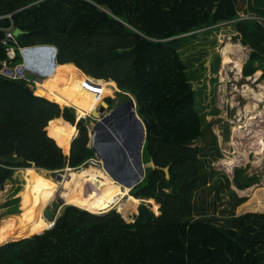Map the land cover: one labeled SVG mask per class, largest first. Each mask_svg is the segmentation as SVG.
Wrapping results in <instances>:
<instances>
[{"label":"trees","instance_id":"1","mask_svg":"<svg viewBox=\"0 0 264 264\" xmlns=\"http://www.w3.org/2000/svg\"><path fill=\"white\" fill-rule=\"evenodd\" d=\"M238 3L0 0V67L7 58L2 40L10 27L22 31L11 43L13 63L22 60L18 46L52 44L62 65L52 79L58 89L47 83L35 90L25 81L0 76V264H264V213L237 211L247 198L239 197L236 189L250 188L257 175L237 168L235 189L227 174L218 173L225 183L215 195L221 198L226 189L232 199L221 214L217 204L211 210L207 198L199 205L196 201L202 171L221 153L215 136L211 144L201 141L208 123L195 110V88L187 70L205 71L202 61L193 65L199 60L196 54H206L217 36L226 33L250 50L242 74L261 71L264 80V9L255 6L253 15L244 19ZM77 68L87 77L108 81L97 82L100 94L84 86L87 78ZM108 85L135 102L146 128L142 161L154 165L145 169L142 182L129 195L159 206L160 215L142 204L133 220L126 221L119 211L95 215L70 205L44 231L38 207L58 182L35 168L79 169L94 156L85 120L79 122L70 156L65 141L78 131L75 108L79 117L86 109L97 114L98 104L113 94ZM201 85L203 100L208 95ZM113 102H105L110 111ZM65 106L75 108L61 112ZM198 142L202 144L196 146ZM23 167L33 168L18 172Z\"/></svg>","mask_w":264,"mask_h":264},{"label":"rangeland","instance_id":"2","mask_svg":"<svg viewBox=\"0 0 264 264\" xmlns=\"http://www.w3.org/2000/svg\"><path fill=\"white\" fill-rule=\"evenodd\" d=\"M238 6H239V10H241L242 18L246 19L253 15L252 9H254L255 6H259L260 8L264 9V0H239ZM207 38L210 39L211 37H207ZM212 39L213 38H211L210 41L214 43V40ZM217 40L218 41L216 42V45L213 48L209 47L208 51H206L207 52L206 54H202L200 52L197 53L196 56L199 58V60L193 61L194 66L197 65L199 61H202L206 68L205 71L198 70L195 73H191L190 70H187V74L190 78V82L195 88V105H196L195 110L205 115L203 121L208 123V126L211 127L213 134L210 144L212 143L213 136H215L218 149L220 150L221 153V158H219L218 160H210L211 164L209 165L207 164L205 170L202 171L201 183L196 193V201L198 203L197 202L196 203L199 205L201 198H207V201L211 203V210L215 209L212 207L213 204H217L216 211L219 214H221V211H223L224 208L230 206V202H232V199L226 189H223L221 191V198H218L217 195H215V193L219 189V186L225 183V179L220 177V174L218 173L222 171L225 174H227L229 179L231 180V184L233 188H235L236 186L235 179L233 178H235L236 169L243 167L245 168L246 173L250 175L253 174L257 175L258 181L254 183L252 186H250V188L243 190V192H240L241 190L238 191L236 190L239 197L247 198V201L241 206H239L237 208V211L239 213H245V212L264 213V152H262L261 154L256 153L259 147V144L257 143L258 142L257 138L262 137L264 139V101H262L264 100V97L262 99L254 100L249 96H244L243 94V91L249 87L253 91L258 92V94H262V92L264 94V88L262 89L263 87L262 85H264V80L260 79L261 71H259L260 72L259 76H256V73L250 77H245L242 74L243 66L247 61L250 53V50L247 47H244L240 42L233 40L232 37L226 33L219 34L217 36ZM228 43L232 45V49H231L232 51L226 53L225 56L227 55L226 57L229 59V61L230 60L231 61L229 63H223L225 56L222 53V51L226 47V44ZM213 50H215L220 57L217 56L215 52H213ZM237 62H243V66L241 70L237 68L236 66ZM218 63L219 66L217 69L216 67ZM216 69H217V75H216ZM77 71L80 76H84L85 78H87V76L78 68ZM215 78H217V82ZM93 80L96 82H108L101 79L100 80L93 79ZM109 81H113V80H109ZM201 82H204V87L206 88L205 95H208V97L203 100L200 97V92L202 90ZM49 83H52V80H49ZM214 85L216 86V88L214 94H212V89L214 88ZM107 87L114 90L113 94L106 96L103 99V101L100 104H98L97 108L99 110L103 109L104 107L103 103L105 102L107 103L108 99L114 100L112 109L124 101L128 102V100H124V98L120 96V94L129 97L130 100V96L126 94V92H122L118 88V86H117L118 88L117 90L113 85H108ZM254 105L256 107H254ZM66 107H71V106H65V108ZM65 108L63 109L59 108V109L62 112V110H64ZM71 108L74 107L72 106ZM214 109L218 110L219 112L216 113ZM75 110L77 113L75 125L78 130V134H79L78 125L79 122H81L82 120H85L89 129H94L97 127L98 123L102 122V120L110 113V109L108 107L107 109H105L103 113L99 114V117H94V115H89L90 114L89 109H86L84 111L85 116L79 117L76 108ZM235 129L237 130L233 131ZM78 134L76 137H74V139L78 137ZM95 137H96V130H95ZM201 144L202 143L198 142L195 145L200 146ZM70 153L69 155L67 154L66 155L70 156ZM231 158L237 159L236 162L227 165V161H229V159ZM210 159H212V157H210ZM223 162H225L226 164ZM89 166L90 165L85 164L81 166L79 169L65 167L62 171H57V172L56 171L50 172V170H44L38 168L35 169L43 173L51 174L52 175L51 177L58 182L57 188H60L61 182L64 179H66L69 175L70 171L68 169L79 171ZM148 167H154V165L152 163L144 165L145 169ZM28 168H33V167L19 168L18 172L22 170L25 171V169ZM100 168L102 171H104L102 169V165L100 166ZM215 181L216 184H213ZM25 182L26 180L24 179L23 186ZM115 183L119 185L117 182ZM120 189H123L122 186H120ZM61 192H62V188H60L58 194H56L57 196L56 195L54 196L51 203L48 204V207L42 206L41 205L42 200H41V204L38 207L39 213L42 214L44 208L47 207V209H50L52 211L54 217L52 219H49L47 216H42L44 219H47V221H49L51 224L49 227L48 222L42 219L44 224V228H43L44 231L51 229L54 226V223L57 220V218L61 215L64 208L66 206H70V205H66L63 202L64 200L63 198H61L62 196ZM126 199L127 198H124L120 204L126 203ZM144 203H146L145 205H151V209L153 210L156 216L160 215V209L158 212H156L159 206L157 205L158 207H155L154 204L150 203V201L139 202L135 209V212L128 211L124 215L121 214V212L116 207H113L105 211V213L102 212L95 215H102L103 213L104 214L108 213L110 210H115L116 212L119 211L118 214H120V216L124 220L132 221L133 219L130 218L132 217V215L138 213V207Z\"/></svg>","mask_w":264,"mask_h":264},{"label":"water","instance_id":"3","mask_svg":"<svg viewBox=\"0 0 264 264\" xmlns=\"http://www.w3.org/2000/svg\"><path fill=\"white\" fill-rule=\"evenodd\" d=\"M19 34H22V31L15 28L13 35L17 37ZM26 76L28 79L33 78L32 73H27ZM104 106L105 109L109 107L108 104ZM105 109H101L97 114L94 112V117H99L98 114L103 113ZM95 130V150L101 157L102 169L123 189L130 192L145 176L142 152L146 128L136 113L133 99L130 97L128 102L124 101L113 108L102 122L98 123ZM212 135L211 127L207 126L201 135L202 143L209 144ZM164 172L169 179V167L164 168ZM141 201L149 200H139ZM45 216L49 219L54 218L50 209L45 211Z\"/></svg>","mask_w":264,"mask_h":264},{"label":"bare ground","instance_id":"4","mask_svg":"<svg viewBox=\"0 0 264 264\" xmlns=\"http://www.w3.org/2000/svg\"><path fill=\"white\" fill-rule=\"evenodd\" d=\"M231 49H232V45L230 43L226 44V47L222 51L224 56L226 53L231 52L232 51ZM226 56L224 58L223 63H229L231 61V60L229 61V59ZM236 66H237V68H239L241 70L242 66H243V62H237ZM259 75H260V72L259 71L256 72V76H259ZM55 76L56 75H54L50 79H45L42 82V84L49 83V80H52ZM49 85L51 88L57 89L55 86H52L51 83H49ZM262 86H263L262 87V89H263L264 85H262ZM243 94H244V96H249L254 100L262 99L264 97L263 92H262V94H258V92L253 91L250 87L246 88L243 91ZM262 101H264V100H262ZM104 104H106V103H104ZM255 105H254V107H256ZM105 107L106 106H104L103 108L105 109ZM59 124H63V123H59ZM236 130L237 129H235L233 131H236ZM77 134H78V131L71 132V134L67 138V141H65L66 147H67L69 153L71 150V144L73 142V139H74V137L77 136ZM233 135H235V134H233ZM255 137H257V136H255ZM257 139H258L257 143L259 144V147H258L256 153L261 154L262 152H264L263 151L264 139L262 137H259ZM236 160L237 159H235V158L229 159V161H227V165L235 163ZM223 163H225V162H223ZM68 170L70 171L68 177L66 179H64L60 185V188H62L61 198H63L64 203L66 205L76 206V207H79V208L84 209L86 211H90L91 213H94V214H99L102 212L105 213V211H107L113 207H116L121 212V214H123V215L126 214L128 211L135 212V209L139 203V200L134 198V197H131L129 195V191L127 189H120V186L117 185L104 171H102L99 166H89V167H87L85 169H81L79 171H75L72 169H68ZM60 188H51L50 190L45 192V194L42 196L43 199H42L41 205L47 206L49 203H51L54 196L56 194H58V191L60 190ZM240 192H243V191H240ZM124 198H127L126 203L120 204ZM144 204H146V203H144ZM40 216H41V219H44L42 217V214H40ZM44 220L47 221V219H44ZM47 222H48V225L50 227V225H51L50 222L49 221H47Z\"/></svg>","mask_w":264,"mask_h":264},{"label":"built area","instance_id":"5","mask_svg":"<svg viewBox=\"0 0 264 264\" xmlns=\"http://www.w3.org/2000/svg\"><path fill=\"white\" fill-rule=\"evenodd\" d=\"M13 30L14 28L12 27L8 28L5 31L4 39L2 40V45L5 46L7 58L2 60V64L0 67V76L10 80L25 81L30 87L36 90L45 79H50L51 77L56 75V73H58L59 68L62 67V65H60L58 62V48H56L55 45L52 44L18 46V51L22 57V60L20 62L13 63L12 60L15 58L16 55L15 48L11 44L16 43L15 37L13 35ZM27 73H32L33 78L28 79L26 76ZM84 86L88 89H91L92 92H97V94H100L101 85L94 81L93 78L87 77V79L84 81ZM96 110L100 111L98 108H96ZM95 145V128L89 129L88 148L94 150L95 153L94 156L89 158L85 164L100 167L102 165V160L95 150ZM63 169L64 168L50 171L57 172L62 171ZM47 207L44 208L42 216H45V211L48 210Z\"/></svg>","mask_w":264,"mask_h":264},{"label":"crops","instance_id":"6","mask_svg":"<svg viewBox=\"0 0 264 264\" xmlns=\"http://www.w3.org/2000/svg\"><path fill=\"white\" fill-rule=\"evenodd\" d=\"M51 85H52V86H55V87H57V88H59V86H58L57 84H55L53 81H52ZM36 88H37V86H36ZM37 89H38V88H37ZM50 172H51V171H50ZM235 189H236V186H235ZM236 190H237V189H236ZM237 191H238V190H237ZM237 191H236V192H237Z\"/></svg>","mask_w":264,"mask_h":264},{"label":"clouds","instance_id":"7","mask_svg":"<svg viewBox=\"0 0 264 264\" xmlns=\"http://www.w3.org/2000/svg\"><path fill=\"white\" fill-rule=\"evenodd\" d=\"M30 46V45H29ZM61 65V64H60Z\"/></svg>","mask_w":264,"mask_h":264}]
</instances>
